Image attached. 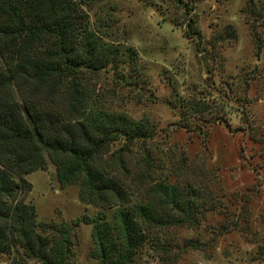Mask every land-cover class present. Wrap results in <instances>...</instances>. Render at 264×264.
I'll return each instance as SVG.
<instances>
[{"label": "rangeland", "instance_id": "rangeland-1", "mask_svg": "<svg viewBox=\"0 0 264 264\" xmlns=\"http://www.w3.org/2000/svg\"><path fill=\"white\" fill-rule=\"evenodd\" d=\"M76 1L97 37L136 52L135 67L118 77L86 74L88 96L153 132L128 146L110 142L100 163L117 169L112 156H121L119 177L139 198L148 155L151 181L191 182L208 209L198 226L145 231L133 264H264V0ZM22 178L29 191L17 199L34 206L36 221L70 230V264H96L84 218L100 208L79 202L76 184L60 186L48 163ZM0 264L38 263L11 252Z\"/></svg>", "mask_w": 264, "mask_h": 264}, {"label": "trees", "instance_id": "trees-1", "mask_svg": "<svg viewBox=\"0 0 264 264\" xmlns=\"http://www.w3.org/2000/svg\"><path fill=\"white\" fill-rule=\"evenodd\" d=\"M80 6L76 0H0V254L70 264L68 227L38 223L34 206L17 199L29 191L22 175L48 163L60 186L76 184L79 202L100 208L95 217L84 218L91 225L89 259L133 264L146 232L198 226L208 209L191 182L151 181L148 155L145 171L137 175L148 180L139 198L119 177L126 171L121 156H112L117 169L100 163L110 142L128 146L153 132L143 120L88 96L86 74L111 70L118 77L137 60L131 47L97 37ZM121 76L124 85L136 86L131 77ZM258 244L264 259V234ZM169 250L170 245L162 249Z\"/></svg>", "mask_w": 264, "mask_h": 264}]
</instances>
